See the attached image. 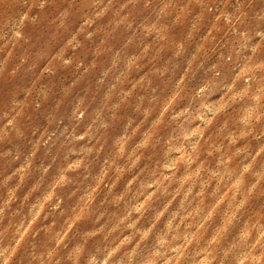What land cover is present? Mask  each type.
I'll return each mask as SVG.
<instances>
[{"label":"clouds","instance_id":"clouds-1","mask_svg":"<svg viewBox=\"0 0 264 264\" xmlns=\"http://www.w3.org/2000/svg\"><path fill=\"white\" fill-rule=\"evenodd\" d=\"M0 264H264V0H0Z\"/></svg>","mask_w":264,"mask_h":264}]
</instances>
